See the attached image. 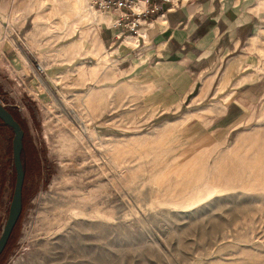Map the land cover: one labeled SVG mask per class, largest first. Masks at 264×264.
<instances>
[{"label":"rangeland","instance_id":"1","mask_svg":"<svg viewBox=\"0 0 264 264\" xmlns=\"http://www.w3.org/2000/svg\"><path fill=\"white\" fill-rule=\"evenodd\" d=\"M239 1L254 33L187 93L152 81L150 21L141 40L87 0H0V102L25 166L0 264H264V0ZM11 136L0 124V231Z\"/></svg>","mask_w":264,"mask_h":264},{"label":"crops","instance_id":"2","mask_svg":"<svg viewBox=\"0 0 264 264\" xmlns=\"http://www.w3.org/2000/svg\"><path fill=\"white\" fill-rule=\"evenodd\" d=\"M166 7L161 4L160 11L144 19L153 24L145 28L155 56L150 65L151 79L171 83V77H181L189 81L183 91L187 93L211 85L256 28V16L239 0H194L175 9ZM9 50L0 47V53Z\"/></svg>","mask_w":264,"mask_h":264},{"label":"built area","instance_id":"3","mask_svg":"<svg viewBox=\"0 0 264 264\" xmlns=\"http://www.w3.org/2000/svg\"><path fill=\"white\" fill-rule=\"evenodd\" d=\"M191 1L194 0H87V5L100 13L115 16L116 20L110 25L111 28L127 29L142 40L143 36L137 33V27L145 23L146 16L160 11L161 4H166V10H169Z\"/></svg>","mask_w":264,"mask_h":264},{"label":"water","instance_id":"4","mask_svg":"<svg viewBox=\"0 0 264 264\" xmlns=\"http://www.w3.org/2000/svg\"><path fill=\"white\" fill-rule=\"evenodd\" d=\"M0 121L10 128L11 163L14 171V180L11 197L7 207V213L0 231V254L4 250L11 231L21 212V190L23 183V171L20 160L23 131L18 122L0 102Z\"/></svg>","mask_w":264,"mask_h":264},{"label":"bare ground","instance_id":"5","mask_svg":"<svg viewBox=\"0 0 264 264\" xmlns=\"http://www.w3.org/2000/svg\"><path fill=\"white\" fill-rule=\"evenodd\" d=\"M91 10H92L94 13L98 14L99 16H100V15H101V16H103V15L105 16L104 21H101V22L99 23V25L103 22V23H104L103 25L110 27V25H111L112 23H114L115 20H116V17L113 16L112 14H109V13H100V12L95 11V10H93V9H91ZM105 20H106V21H105ZM150 25H151V24H150ZM150 25H149V26H150ZM144 31H145V29H141V30H138L137 33L144 37V35H143V34H144ZM141 33H143V34H141ZM125 36H127L126 39H128V40H129V39H135V40L137 41L136 37L133 36V35L127 34V35H125ZM145 37H146V34H145Z\"/></svg>","mask_w":264,"mask_h":264},{"label":"trees","instance_id":"6","mask_svg":"<svg viewBox=\"0 0 264 264\" xmlns=\"http://www.w3.org/2000/svg\"><path fill=\"white\" fill-rule=\"evenodd\" d=\"M6 108V107H5ZM7 109V108H6ZM9 112H10V110L9 109H7ZM10 114H11V112H10ZM12 115V114H11ZM13 116V115H12ZM13 118H14V116H13ZM15 119V118H14ZM16 120V119H15ZM17 121V120H16ZM0 124L2 125V126H4V127H7V126H5L1 121H0ZM19 124V123H18ZM20 125V124H19ZM21 127V126H20ZM7 128H9V127H7ZM10 129V128H9ZM22 129V128H21ZM23 131V130H22ZM21 151H22V148H21ZM20 158H21V153H20ZM21 209H22V198H21ZM21 213V212H20ZM20 216V215H19ZM7 244V243H6ZM3 252V251H2ZM0 255H2V253L0 254Z\"/></svg>","mask_w":264,"mask_h":264},{"label":"flooded vegetation","instance_id":"7","mask_svg":"<svg viewBox=\"0 0 264 264\" xmlns=\"http://www.w3.org/2000/svg\"><path fill=\"white\" fill-rule=\"evenodd\" d=\"M21 160V158H20ZM21 166H22V171H23V181H24V177H25V166L23 165L22 161H21ZM22 189H23V183H22ZM21 198H22V190H21ZM3 253V252H2Z\"/></svg>","mask_w":264,"mask_h":264}]
</instances>
